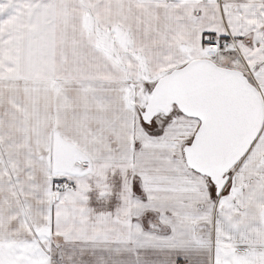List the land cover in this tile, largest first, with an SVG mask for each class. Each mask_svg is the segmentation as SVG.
Returning <instances> with one entry per match:
<instances>
[{"label":"snow or ice","instance_id":"snow-or-ice-1","mask_svg":"<svg viewBox=\"0 0 264 264\" xmlns=\"http://www.w3.org/2000/svg\"><path fill=\"white\" fill-rule=\"evenodd\" d=\"M0 264H264V0H0Z\"/></svg>","mask_w":264,"mask_h":264}]
</instances>
